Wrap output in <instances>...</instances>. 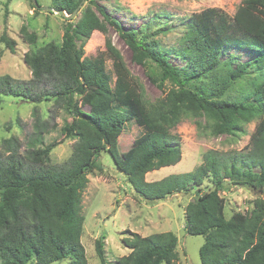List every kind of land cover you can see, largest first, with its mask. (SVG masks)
<instances>
[{"label": "trees", "instance_id": "obj_1", "mask_svg": "<svg viewBox=\"0 0 264 264\" xmlns=\"http://www.w3.org/2000/svg\"><path fill=\"white\" fill-rule=\"evenodd\" d=\"M80 2L51 0V8L70 15ZM258 7L264 10V0H258ZM105 24L128 46L134 62L142 65L146 59L153 61L162 78L169 79L175 88L146 104L141 86L109 39L104 51L83 57L85 42L94 31L105 32ZM245 30L221 9L207 8L188 17L176 46L163 48L148 37L146 29L142 34L125 29L89 0L78 23L67 26L61 45L48 43L24 55V64L31 72L28 82L0 77V104L4 97L34 104L52 102L54 113L65 110L71 116L60 129L62 135L76 140L66 162L50 165L49 155L56 143L42 147V135L56 126L52 123L48 128L34 111V131L24 155L19 154L16 138L3 142L9 152L0 153V264L64 260L87 264L81 244V200L87 175L100 169L97 158L105 151L133 190L148 201L187 192L211 177L212 191L184 209L186 234L204 238L200 264H264V200L255 199L249 213L237 212L227 219L225 201L219 195L224 179L264 193V42L261 30L258 35ZM20 32L30 44L35 43V32L25 26ZM0 41L14 51L15 44L6 33ZM240 53L250 59L241 61ZM171 58L183 66L176 67ZM241 80L248 81L249 91L231 96ZM201 114L207 116L213 135L232 133L240 122L259 117L249 152L224 155L207 151L194 171L147 182V173L181 161L180 144L170 132L183 116ZM131 123L141 132L136 144L120 157L118 138ZM38 144L41 147L36 148ZM122 242L130 252L117 264H180L172 232L144 237L131 233ZM94 247L100 264H106L103 241L96 240Z\"/></svg>", "mask_w": 264, "mask_h": 264}, {"label": "rangeland", "instance_id": "obj_2", "mask_svg": "<svg viewBox=\"0 0 264 264\" xmlns=\"http://www.w3.org/2000/svg\"><path fill=\"white\" fill-rule=\"evenodd\" d=\"M39 6L51 7V0H37ZM95 4L111 18L120 22L128 30L146 29L148 37L160 42L164 48L178 44L183 33L184 23L192 13L207 8L224 11L245 30L255 32L264 42V10L258 7V0H94ZM6 4V7H5ZM89 5L86 0L73 18H66L55 12L35 8L31 0H0V37L6 33L14 42L11 52L0 41V77L8 76L15 82H28L31 72L24 64V55L39 50L48 43L61 45L68 25L75 26L82 16L83 9ZM96 15V6L91 7ZM100 17V16H99ZM105 32L94 31L83 47V57H94L104 51L105 41L109 39L120 53L129 74L141 86L143 101L152 104L163 98L175 88L169 79H163V73L151 60H144L142 65L132 59V52L117 33L107 24ZM25 26L29 32H35V43L30 44L20 32ZM246 31V30H245ZM79 43H77V47ZM241 61L250 59L240 53ZM176 67L183 66L178 59L171 58ZM108 69L110 61H107ZM161 84V88L158 85ZM247 80L234 85L231 96L246 94L249 91ZM41 120L53 123L55 128L42 135V147L56 143L50 152L48 163L61 165L72 153L75 139H66L60 129L71 121L67 111L54 113L52 102L34 104L17 97H4L0 104V153L8 154L3 142L16 138L19 154L24 155L26 142L34 131L33 112ZM259 117L249 122H240L239 128L232 133L213 135L207 116H183L171 130L181 147V161L170 167L147 173L145 180L154 182L169 175L194 171L203 161L207 151L219 154L243 155L250 150V138ZM141 130L133 123L127 125L118 138L117 150L120 157L134 146ZM40 144L36 145L41 147ZM99 170L87 175L88 183L83 191L81 214L84 218L81 244L84 248L87 264H100L95 253V241L104 243L106 264H117L127 255L122 240L131 233L148 236L154 233L172 232L177 238L176 252L180 264H200L199 249L204 242L202 236L186 234L185 206L213 189L212 178L204 179L201 186L193 187L187 192L175 193L163 200L148 201L139 196L129 185L126 177L117 169L108 151L97 158ZM239 166V165H238ZM245 168H242L243 171ZM255 174L257 169H251ZM219 195L225 201V217L229 219L234 213H249L257 198L264 200V193L248 186L234 185L229 179L223 180V190ZM52 264H68L67 261Z\"/></svg>", "mask_w": 264, "mask_h": 264}, {"label": "water", "instance_id": "obj_3", "mask_svg": "<svg viewBox=\"0 0 264 264\" xmlns=\"http://www.w3.org/2000/svg\"><path fill=\"white\" fill-rule=\"evenodd\" d=\"M86 0H81V2L79 3V5L77 6V8L74 10V12L70 15H68L67 13H65L64 11H57V10H54L53 8L51 7H43V6H39L38 5V2L37 0H31L32 2V5L35 7V8H40L41 10L43 11H48V12H55L61 16H64L66 18H73L77 12L82 8L83 4L85 3Z\"/></svg>", "mask_w": 264, "mask_h": 264}]
</instances>
